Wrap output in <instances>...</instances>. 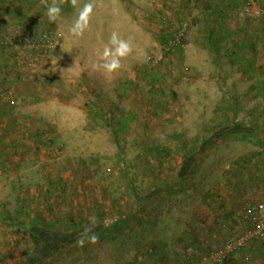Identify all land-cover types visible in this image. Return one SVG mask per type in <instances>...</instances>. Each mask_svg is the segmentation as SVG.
Listing matches in <instances>:
<instances>
[{"label": "rangeland", "instance_id": "rangeland-1", "mask_svg": "<svg viewBox=\"0 0 264 264\" xmlns=\"http://www.w3.org/2000/svg\"><path fill=\"white\" fill-rule=\"evenodd\" d=\"M26 1L33 9L22 20L0 17V101L12 104L0 113V132L16 152L9 171L0 159V183H23L19 148L27 150L29 170L39 166L41 181L24 188L33 201L20 218L4 220L8 213L0 211V264H135L151 244L163 257L159 248L183 231L204 250L220 249L222 236L206 243L189 217L212 228L246 202L264 203V77L243 74L242 62L230 67L225 48L217 62L212 45L197 42L208 34L207 12L217 0H78L75 7L65 0L54 23L46 15L52 0ZM218 1L230 8L219 34L247 19L246 0ZM254 1L264 10V0ZM85 3L92 13L76 37L70 28ZM48 32L59 41L54 50L4 45ZM113 32L132 50L108 74L93 66L103 63ZM176 36L181 43L172 46ZM210 64L218 70L211 73ZM202 183L218 200L200 196ZM17 193L4 187L0 196ZM38 230L45 245L53 234L74 240L44 255L36 251ZM183 240L190 245L181 264H194L201 252Z\"/></svg>", "mask_w": 264, "mask_h": 264}, {"label": "crops", "instance_id": "crops-1", "mask_svg": "<svg viewBox=\"0 0 264 264\" xmlns=\"http://www.w3.org/2000/svg\"><path fill=\"white\" fill-rule=\"evenodd\" d=\"M8 1L9 0H0V17H4L5 20L8 17L9 18L12 16L16 17V15L19 19L21 18L20 20H22L23 16H26L25 13L33 9V6L30 5L32 1L27 2L26 0H24L23 3L18 4V6L11 5ZM229 9L230 8L227 7V4L222 3V1L217 0V3H213L212 8L207 12L208 20L206 22V25L208 27V31H207L208 34L207 36H203L201 39H197V42L198 43L209 42L212 45V47L215 49L214 50L215 55H213V58L217 62L223 59V57L218 56V51L223 50V48H225L227 51L226 53H228L227 59L229 63L228 65H230V67L234 68L238 65H242L243 63L242 65L244 67L243 71L245 70L243 74H251V75L255 74L258 77H264V18L258 21H256V19L253 20L247 18L246 20H243V22L241 23L232 24L230 28L227 30L226 34H219L220 33L219 31H221V29L224 28L225 26V20L227 15L225 17L224 14ZM200 67L202 70L203 67L201 65ZM209 68H212L211 73H213L215 70H218L216 65L212 66L210 64ZM257 86L260 88L259 85H256V87ZM254 88L255 87H251L250 90H254ZM216 105L217 103H210V106L212 108H214ZM8 110L12 111V104L7 103L6 101H0V113H2L4 117H5L4 114H6ZM196 138L199 139L202 138V136L197 135ZM10 139L11 136H9V133L0 132V140H2V143H0V156H1L0 159L6 163L5 170L8 171L11 168L10 159L14 155H16V152H11L8 148L6 149L4 147L5 141ZM18 155L20 156L18 158L20 161H18V165L16 168L17 171L19 172L18 174L20 175L19 180L23 183H0V191L4 187L18 189V193L16 195L10 194V196L8 198H5L4 200L0 196V205H1L0 211L2 209V211L7 212L9 214L2 216L4 220L6 219L11 221L15 218H20L21 215H24L25 212H27L26 205L28 204V201H33V200H30V197L24 194L25 193L24 188L28 185L31 186V182H32L31 180L34 181V184L39 183L41 181L40 176L37 177V173L41 171L39 166H36L35 168H32L30 170L28 169L29 164H27L26 162V157H27L26 148L24 149L19 148L17 156ZM5 160L6 161L8 160V162H6ZM27 172L30 173L32 172L33 176L35 175L34 178H32L30 174H28ZM15 178L16 177H11L10 175L4 176V179H6L7 181H12ZM202 184L205 185L202 186V190L205 187L204 188L205 191L199 190L200 192H203L200 196L207 197V200L205 201H208V203H213V201L214 200L216 201V199L218 200L217 194L219 193L217 192V190L213 189L210 193L209 191L210 186H208L209 183H202ZM221 189L222 192H224L222 187ZM21 194L22 197H20ZM18 203L19 205L17 206ZM219 204L223 205L224 202H221ZM2 205L4 206L2 207ZM235 212L233 215L222 216L220 219L217 220L216 225H214V227L212 228L198 224L197 223L198 221L196 220L197 218L193 216L189 217L191 218L189 219V221L191 220L190 224L193 227L198 225L202 226V228L201 229L199 228V230L204 235H206L207 237L206 243L209 242L215 243L218 241V239H215L216 236L217 237L222 236V238L224 239L222 246L220 247V249H222L225 243L232 236H234V229L241 227V225L237 221ZM34 218H37L36 215H34ZM0 230H2L1 227ZM215 231L217 232L214 233ZM183 234L184 235L181 236L180 239L176 240V243H166V245H164L163 248H159V251H162V253H164L163 257L162 254L158 255V249L156 250L154 248V245L151 244L149 245L147 251L143 256L140 255L137 256L138 260L136 261L135 264H175V263L181 264L183 258L186 255L180 253L187 252L188 248L186 247L190 245L189 243H186L183 239L184 238L187 239L188 237L190 240L189 242H192L191 244L193 247V251H195L196 254L201 252L200 255L196 256V260L201 255H206L209 253L210 250L207 249L204 250L197 244L195 240L196 235L194 233L192 234L191 232L183 231ZM166 252H168V255H165ZM233 259H235L236 261H233L232 264H264V241L257 242L254 245H252L249 249L237 253L232 258V260Z\"/></svg>", "mask_w": 264, "mask_h": 264}, {"label": "built area", "instance_id": "built-area-1", "mask_svg": "<svg viewBox=\"0 0 264 264\" xmlns=\"http://www.w3.org/2000/svg\"><path fill=\"white\" fill-rule=\"evenodd\" d=\"M244 15L249 19H262L264 10L254 0H246ZM179 37L170 44L178 46ZM59 41L56 35L48 32L43 35L21 34L15 42L5 41L4 45L22 51H50L56 49ZM238 223L244 231L237 237L229 239L222 249L201 255L194 264H230L231 259L239 252L249 249L257 242L264 241V203L246 202L236 214ZM237 229V228H236Z\"/></svg>", "mask_w": 264, "mask_h": 264}, {"label": "clouds", "instance_id": "clouds-1", "mask_svg": "<svg viewBox=\"0 0 264 264\" xmlns=\"http://www.w3.org/2000/svg\"><path fill=\"white\" fill-rule=\"evenodd\" d=\"M65 0H52V3L48 5L46 10V15L50 23H54L61 14L62 5ZM72 5L77 6L78 0H71ZM93 5L91 3H85L83 7L79 8V15L72 27L70 32L73 36L80 37L83 35L85 28L87 27L88 19L92 13ZM132 50L131 44L116 33L111 34L108 45H105L102 53V64L94 65L95 68H102L108 74L117 72L121 68V59L130 54ZM53 69L55 71V66L57 65V60L54 59L52 62ZM91 243H96L97 238L95 233L92 234ZM81 245L83 244V238L78 241Z\"/></svg>", "mask_w": 264, "mask_h": 264}, {"label": "trees", "instance_id": "trees-1", "mask_svg": "<svg viewBox=\"0 0 264 264\" xmlns=\"http://www.w3.org/2000/svg\"><path fill=\"white\" fill-rule=\"evenodd\" d=\"M258 20H261V19H258ZM258 20H256V21H258ZM37 233H38L37 234L38 236H36V239H35L36 240L35 241V246H36L37 249L38 248L41 249V247H42V249L41 250H36V251L39 252V251L43 250L42 252L45 251V253H43L44 255L47 254L48 250H50V251H52L54 253H57V252L63 250V248L69 246V244H71L73 242L71 240H74V239L70 240V238L65 237V236L62 237L60 235L53 234L48 240V243H50V244L49 245H45L44 244V237H43L44 234L42 233L41 230H38ZM60 239H63V240L60 241ZM42 244H44V246ZM231 261H232V259H231Z\"/></svg>", "mask_w": 264, "mask_h": 264}]
</instances>
